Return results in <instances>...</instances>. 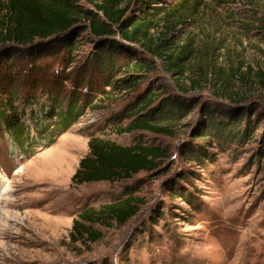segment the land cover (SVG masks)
<instances>
[{"label":"rangeland","instance_id":"1","mask_svg":"<svg viewBox=\"0 0 264 264\" xmlns=\"http://www.w3.org/2000/svg\"><path fill=\"white\" fill-rule=\"evenodd\" d=\"M154 1L164 13L153 20L145 44L164 42V54L182 51L175 67L131 43L130 53L148 67L134 71L137 84L119 92L104 87L110 93L98 95L52 143L34 145L28 155L0 129V264H264V0ZM136 6L129 0L126 13ZM111 37L121 41L118 34ZM17 48L14 58L23 63L29 54ZM94 50V39L82 33L65 72L72 78L86 72L102 83ZM127 58V53L118 57L121 68ZM148 86L164 88L163 96L192 99L188 113L171 134L119 132L116 116ZM206 110L225 125L241 117L240 128L252 126L253 138L195 139L206 136ZM25 121L34 136L28 108ZM90 135L121 145L141 141L166 153L157 168L129 178L76 184L71 175L88 152ZM196 147L210 159L183 157ZM172 185L191 201L172 196ZM126 191L141 199L135 215L122 225L91 224L100 232L94 242L72 239L73 220L82 210L125 197Z\"/></svg>","mask_w":264,"mask_h":264},{"label":"trees","instance_id":"2","mask_svg":"<svg viewBox=\"0 0 264 264\" xmlns=\"http://www.w3.org/2000/svg\"><path fill=\"white\" fill-rule=\"evenodd\" d=\"M124 1H0V47L12 44L5 46L2 50L5 53L0 54L3 58V61L0 60L3 62L0 65V129L11 135V141L20 151L23 149L31 155L34 145L46 146L52 143L57 132L68 128L84 109L92 105L98 95L104 98L103 95L110 93V90L119 92L134 87L139 81L135 79L134 71L148 67L140 58L133 57L129 44L140 43L153 54L163 56L169 69L183 58L182 51L175 55L172 52L164 54L161 51L164 42L153 47L145 44L153 20L164 13L161 5H152L156 2L154 0H135L136 10L127 14L129 0L122 5ZM84 32L94 39L95 50L91 58L102 83L91 79V74L89 78L86 72L73 78L71 72H65L75 61V53ZM116 34L121 41L111 37ZM19 46L24 47V51L29 54L23 63L14 58L19 52ZM122 53L128 56L123 62V68L118 59ZM48 56L54 58L46 60ZM27 65V72L21 75L20 69H26ZM120 71L125 73L121 75ZM180 89L184 90L182 87ZM151 90L150 86L146 87L116 116L114 122L119 125V132L141 129L171 134L172 125L186 116L192 99L163 96L164 88ZM27 108L28 116L33 119L36 127L34 136H31L25 123ZM206 111V124L203 128L206 136L195 135V139L209 135L220 142L253 138L252 126L240 128L241 117H234L225 125L217 120L215 114ZM125 118L130 120L122 128L120 123ZM87 146V154L79 160L71 175L73 183L126 179L139 171L157 168L166 153L164 149L145 145L141 141L121 145L109 138L93 135L89 136ZM183 157L191 161L210 159L202 147L187 148ZM169 190L172 196L180 194L191 201L189 193L178 191L173 185ZM125 194V197L82 210L78 218L73 220L70 232L72 239L94 242L100 237V232L92 229L91 224L115 221L122 225L128 221L137 213L141 199L132 191H126Z\"/></svg>","mask_w":264,"mask_h":264},{"label":"bare ground","instance_id":"3","mask_svg":"<svg viewBox=\"0 0 264 264\" xmlns=\"http://www.w3.org/2000/svg\"><path fill=\"white\" fill-rule=\"evenodd\" d=\"M0 219H1V217H0ZM0 222H2V221L0 220Z\"/></svg>","mask_w":264,"mask_h":264}]
</instances>
